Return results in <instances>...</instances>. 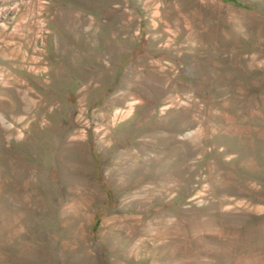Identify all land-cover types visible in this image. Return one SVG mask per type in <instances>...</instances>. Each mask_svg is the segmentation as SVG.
<instances>
[{"label": "rangeland", "instance_id": "obj_1", "mask_svg": "<svg viewBox=\"0 0 264 264\" xmlns=\"http://www.w3.org/2000/svg\"><path fill=\"white\" fill-rule=\"evenodd\" d=\"M0 264H264V0H0Z\"/></svg>", "mask_w": 264, "mask_h": 264}]
</instances>
